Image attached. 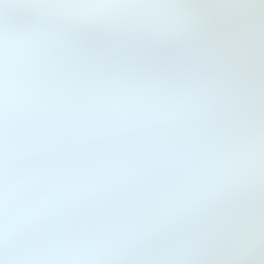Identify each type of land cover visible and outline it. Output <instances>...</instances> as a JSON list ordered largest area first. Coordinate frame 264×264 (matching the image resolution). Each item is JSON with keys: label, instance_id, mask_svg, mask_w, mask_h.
Instances as JSON below:
<instances>
[{"label": "snow or ice", "instance_id": "6c2138e0", "mask_svg": "<svg viewBox=\"0 0 264 264\" xmlns=\"http://www.w3.org/2000/svg\"><path fill=\"white\" fill-rule=\"evenodd\" d=\"M0 264H264V0H0Z\"/></svg>", "mask_w": 264, "mask_h": 264}]
</instances>
